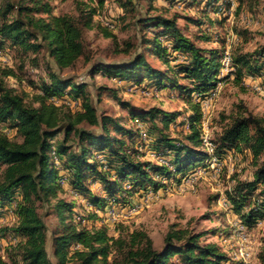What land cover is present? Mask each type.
<instances>
[{
  "label": "trees",
  "instance_id": "16d2710c",
  "mask_svg": "<svg viewBox=\"0 0 264 264\" xmlns=\"http://www.w3.org/2000/svg\"><path fill=\"white\" fill-rule=\"evenodd\" d=\"M104 1L98 0L100 7ZM153 2L150 0L149 9ZM217 2L220 0H206V6L217 4L220 9ZM133 4V0L119 2L124 11ZM96 14L95 7L81 1L76 2L74 14H57L52 0H0V50L11 53L19 70L26 64L37 66L40 54L55 68L48 66L46 79L36 86L39 92L27 103L5 81L7 76L17 77L16 69L0 67V124L15 135L0 132V210L11 207L15 216L13 224L0 226V239H11L0 247V264H51L49 255L53 264H226L227 254L217 243L201 241L200 233L184 228L168 229L157 247L142 228L130 229L120 222L115 225L116 234L110 235L105 225H85L83 216L76 222L75 202L60 193L71 191L90 205L105 208L108 201H117L116 194L161 187L155 175L170 179L195 170L209 156L200 134L201 106L192 100L193 94L205 95L231 75L237 83L244 74L261 75L264 87V44L253 53H232L233 70L219 79L222 51L198 46L177 26L175 16L147 13L139 22L153 36L142 38V45L152 44L151 53L165 69L153 67L143 52L126 60L92 65V74L101 72L139 85L147 80L148 86L156 88H178L188 103V131L182 138H173L167 129L178 112L135 108L121 101L133 121L149 122L146 138L151 149L169 156L165 163L156 164L141 159L136 146L140 130L126 127L110 115L99 116L87 83L60 73L85 54V29L96 28L104 37H115L109 26L96 23ZM178 55L183 59L177 60ZM65 95L76 101L79 109L73 112L58 105ZM83 122L97 128L79 126ZM211 141L218 161L228 151L246 150L251 155V178L236 176L226 192L232 212L251 228L264 218V115L244 109ZM94 181L103 185L107 197L98 198L91 191ZM53 216L51 227L47 220ZM259 258L264 262V253Z\"/></svg>",
  "mask_w": 264,
  "mask_h": 264
},
{
  "label": "rangeland",
  "instance_id": "374dc122",
  "mask_svg": "<svg viewBox=\"0 0 264 264\" xmlns=\"http://www.w3.org/2000/svg\"><path fill=\"white\" fill-rule=\"evenodd\" d=\"M77 1L95 7L96 23L101 22L109 26L115 37H104L96 28L85 29V54L60 73L87 83L86 90L99 116L110 115L118 118L126 127L138 132L140 130L136 146L141 159L156 164L165 163L169 156H160L151 149V144L146 138L149 122L133 121L121 101H127L135 108L158 107L165 111L178 112L175 121L170 123L167 129L168 135L173 138H182L188 131V103L179 95L178 88H156L148 86L147 80L139 85L132 80L109 77L101 72L92 74V65L99 61L126 60L136 52H143L153 67L165 69L158 56L151 53L152 44L142 45V38L150 39L153 36L150 29H146L145 25L139 22V18L147 13L175 16L181 31L203 48H217L222 53L229 50L231 54L253 53L264 44V0H220L217 2L221 4L220 9H217V4L206 6V0H179L174 3L168 0H154L152 9H149L150 0H133L134 7L128 11H124L119 5V2L124 0H105L102 7L99 6L98 0H52V4L57 14H74ZM39 57L37 66L26 64L19 70L11 53L1 51L0 67H13L17 73V77L5 78L7 86L21 94L27 103H32V99L39 92L36 86L42 79H46L47 68L50 66L49 59L43 58L41 54ZM182 59L183 56L178 55L177 60ZM50 67L55 69L52 63ZM221 67L219 79L227 75ZM232 70L233 68L229 72ZM233 78L231 75L218 81L216 87L205 95L194 93L192 96V100L198 102L202 110L200 134L208 135L210 141L218 136L220 129L233 115L242 113L244 109L254 115H264L263 77L244 74L239 83ZM57 104L67 106L68 110L73 112L79 109L78 103L67 95L59 99ZM79 126L93 130L97 128L85 122ZM1 131L9 137L15 136L14 130L2 124ZM208 156L203 164L198 165L186 176L178 175L164 179L155 175L154 178L161 181V187L149 186L131 194H116L117 201H108L105 208L90 205L83 196H75L71 191L65 190L60 196L75 202L74 221L78 222V217L83 216L85 225H105L110 235L116 234L115 225L121 222L130 229H144L158 247L168 229L184 228L200 233L201 241L217 243L227 254V264H242L244 259L246 264H264L259 258V254L264 253V218L259 219L253 227L246 228L232 212L226 197V192L230 190L236 176L241 179L251 178V155L246 150L228 151L220 161L213 153ZM63 184L65 188L68 187L65 182ZM90 189L98 198L107 197L103 185L98 181L91 182ZM139 203L141 205L138 211L131 213L132 206ZM112 208L118 211L116 221L113 222L109 220L108 213ZM90 214H96L97 218L89 220L87 216ZM14 221L11 207L1 208L0 226L13 224ZM54 221L53 216L47 223L52 227ZM238 226H241L242 231ZM6 239L11 241L10 236ZM0 247H3L2 243ZM49 260L53 264L50 255Z\"/></svg>",
  "mask_w": 264,
  "mask_h": 264
},
{
  "label": "bare ground",
  "instance_id": "6f19581e",
  "mask_svg": "<svg viewBox=\"0 0 264 264\" xmlns=\"http://www.w3.org/2000/svg\"><path fill=\"white\" fill-rule=\"evenodd\" d=\"M3 52V51H2ZM223 55H222V58H221V65H222V70H225L226 71V58H227V61H228V63L230 64V66H229V68H228V72L232 69V66H231V53H230V51L229 50H225V52H223L222 53ZM0 55H1V50H0ZM8 61V60H7ZM2 62V61H1ZM225 71H223V72H225ZM199 99V98H198ZM207 104V103H206ZM142 134V133H141ZM145 133L143 132V135H144ZM145 136V135H144ZM142 137V136H141ZM201 139H202V145H203V147L205 148V150H206V152L208 153V155H211L212 153H213V151H214V145H213V143L209 140V138H208V135H206L205 133H204V135L202 134V136H201ZM219 167V166H218ZM200 171V170H199ZM112 209H114V208H112ZM112 209L110 210V212L112 211ZM138 209H139V207H132L131 208V213L132 212H134V211H138ZM117 216H118V212H116L115 213V219L117 218ZM79 218V217H78ZM238 223V222H237ZM238 224H240V223H238ZM241 225V224H240ZM242 227H244V226H242ZM240 254H242V251H240ZM227 263L229 262L228 261V259H227V261H226ZM226 263V264H227ZM247 262H246V260L244 259L243 260V262H242V264H246Z\"/></svg>",
  "mask_w": 264,
  "mask_h": 264
},
{
  "label": "built area",
  "instance_id": "2783aa9c",
  "mask_svg": "<svg viewBox=\"0 0 264 264\" xmlns=\"http://www.w3.org/2000/svg\"><path fill=\"white\" fill-rule=\"evenodd\" d=\"M229 66H230V64L228 63V61H227V58H226V74H228V68H229ZM141 204L139 203V204H137V205H134V206H132V207H139ZM127 211H129V209L127 210ZM116 212H118L117 210H115V209H112V211L111 212H108L109 213V220L110 221H116L115 220V213ZM239 227V230L240 231H242V229H241V226H238Z\"/></svg>",
  "mask_w": 264,
  "mask_h": 264
},
{
  "label": "crops",
  "instance_id": "0c3cea01",
  "mask_svg": "<svg viewBox=\"0 0 264 264\" xmlns=\"http://www.w3.org/2000/svg\"><path fill=\"white\" fill-rule=\"evenodd\" d=\"M5 240H6L7 242H6ZM9 242H10V241H9L8 239H4V238L0 239V243H2V245H3V247H1V248H4Z\"/></svg>",
  "mask_w": 264,
  "mask_h": 264
}]
</instances>
